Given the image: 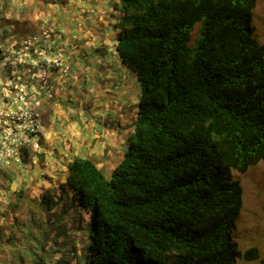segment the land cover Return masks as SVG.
<instances>
[{
	"label": "trees",
	"instance_id": "obj_1",
	"mask_svg": "<svg viewBox=\"0 0 264 264\" xmlns=\"http://www.w3.org/2000/svg\"><path fill=\"white\" fill-rule=\"evenodd\" d=\"M37 1L44 9L50 2ZM52 1L61 8L69 3ZM84 3L91 11L94 1ZM255 3L111 2L110 13L102 16L113 20L111 42L99 48L104 35L93 29L90 53L93 60L100 55L112 63H95L92 69L85 61L79 68L89 66L90 74L124 70L123 79L107 77L111 88L125 89L113 100L124 102L128 85L135 89L136 104L130 109L126 104L132 121L112 127L105 119L102 127L112 135L105 134L102 156L74 157L62 168L68 173L64 179L54 182L46 175L43 181L31 172L49 188H32L30 181L25 190L17 186L8 210L24 203L26 218L2 214L0 264H264L257 247L240 251L230 235L242 198L233 172L264 163V42L252 36ZM37 73L33 70L32 77ZM76 75L74 81L84 87L96 81ZM23 76L12 77L21 81ZM44 89L38 86L36 93L43 96ZM50 99L52 109L68 112L72 105L87 115L94 109L84 94L77 105L67 93L56 102L54 95ZM47 149L33 157L54 160ZM20 154L28 156L25 147ZM102 159L110 167H99ZM1 233L8 234L5 240Z\"/></svg>",
	"mask_w": 264,
	"mask_h": 264
},
{
	"label": "rangeland",
	"instance_id": "obj_2",
	"mask_svg": "<svg viewBox=\"0 0 264 264\" xmlns=\"http://www.w3.org/2000/svg\"><path fill=\"white\" fill-rule=\"evenodd\" d=\"M93 1L94 5L100 6L99 11L107 8L109 4L107 0ZM98 1H104V8ZM52 2L50 0V6L44 9L37 0H0V54L4 58L0 61V158H9L12 150L19 147H25L28 151L24 163L10 162L0 166V190L7 188L10 197L11 191L18 190V185L25 189L28 181L32 182V188L39 185L49 188L34 181V174L31 172L39 173L43 181L44 176L50 175L55 182L58 179L57 173L61 172V168L73 157H94L98 160L102 156L105 134L112 135L111 129L103 128L102 123L108 119V122L113 124L112 127L120 123L122 125L123 121L129 124L132 119L127 117V109L136 104V91L132 86L128 85L127 94H124L127 97L122 102L120 92L125 89L119 85L114 88L109 85L107 76L123 79L126 73L124 70L90 74L87 73L89 66L86 69L79 68L84 64L81 58L86 59L88 54L92 56L88 63L92 69L96 66L95 63H112L103 60L100 55L93 60L90 53L94 47V44L90 43L94 37L93 29L104 35L99 48H104L106 42H111L112 32L108 31L111 22L104 20L105 22L100 24L96 23L100 19L94 18V13L84 6V0H69L68 5L63 6L66 8L55 7ZM74 11L90 22L89 29H86L83 20H78L80 16L75 15ZM74 23L76 25H73ZM250 26L252 36L259 42H264V0H256ZM31 36L35 38L33 53H37L36 58H31V51L21 55L12 50L15 41L20 44ZM43 38L45 41H42ZM55 38L57 43L74 47H64L61 50L53 47L49 50ZM85 38L87 43L83 41ZM42 46L47 48L46 51L42 50ZM55 56H59V60L55 59ZM56 62L68 65L67 75L60 72ZM7 65L10 66L8 73ZM33 70L38 72L35 77H32ZM76 71L82 75L86 73L85 77L94 78L97 82L89 79L88 87H84L80 82L74 81ZM127 73L130 72L127 70ZM15 74L25 76L18 81L12 77ZM95 74L96 77H93ZM38 86L45 88L43 96L36 93ZM64 93L69 95L75 105L78 95L84 94V100L91 106L94 105L92 115H87L77 107L72 108V105H69L68 112L62 108L52 109L55 105L52 104L50 96L54 95L56 102ZM114 96L120 98L117 99L119 102L113 100ZM118 135L120 137L119 132ZM6 137L8 139H5ZM45 148L53 151L51 156L54 160L44 157V160L40 161L33 157L34 151L41 152ZM22 160L20 157V161ZM97 164L99 167H110L111 162L102 159ZM233 178L240 182L242 198L238 217L230 233L231 240L237 243L240 251L257 247L260 258H264V163L251 166L242 174L233 172ZM22 211L25 213L26 208L23 207ZM235 264H259V261L238 260Z\"/></svg>",
	"mask_w": 264,
	"mask_h": 264
},
{
	"label": "clouds",
	"instance_id": "obj_3",
	"mask_svg": "<svg viewBox=\"0 0 264 264\" xmlns=\"http://www.w3.org/2000/svg\"><path fill=\"white\" fill-rule=\"evenodd\" d=\"M107 2L109 3L108 4V6H107V8L105 7L104 8V6L106 5V4H104L103 5V3H104V1H102L101 2V6L104 8L103 10H98V8L100 7V6H97V5H94V6H92L91 7V13H94V18H97V19H100L99 21H97V23H102V22H105L104 20H107V19H103L102 18V16L103 15H105V14H107V13H110V10L112 9L111 8V2H109V0H107ZM109 22H111V24L109 25V26H112L113 25V20H108ZM109 26H108V28H109ZM33 35V34H32ZM12 36V35H11ZM42 41H45V38H43L42 39ZM22 42V41H21ZM14 43H16L18 46H19V49L18 50H14L13 49V47H12V50L15 52V53H20L21 55L22 54H26V51H31L32 49H34L33 48V46H34V44H35V38L33 37V36H31V37H28V38H26V40H24L22 43H20V44H18L17 43V41H15ZM41 43H43V42H41ZM42 45V44H41ZM60 47H59V46ZM42 47H44V46H42ZM53 47H55L56 49H62V48H64V47H68L69 49H72L73 47H74V45H70V46H67V45H64L63 43H57L56 42V38H55V40H54V42L51 44V48L49 49V50H51ZM45 48V47H44ZM47 49V48H46ZM89 55V54H88ZM87 55V56H88ZM55 59H58L59 60V56H55ZM82 60V62H87V63H89V61H87L84 57L83 58H81ZM56 64H57V66H59V68H60V72L63 74V75H67V72H68V65L67 64H65V63H63V62H61V63H57L56 62ZM54 67H55V65H54ZM54 69V68H53ZM85 75V74H84ZM33 120H34V118H33ZM32 132H34V131H31V133ZM6 135H8V134H6ZM4 138V137H3ZM5 139H8V137H6ZM20 157H21V154H20V147L19 148H17V149H13L12 150V154L10 155V157L9 158H7V159H2V158H0V166L1 165H3V164H8V163H10V162H14V163H19V164H21V163H24V159L22 160V161H20ZM74 158V157H73ZM72 158V159H73ZM72 159H70L68 162H70ZM68 162H66L65 163V165L68 163ZM62 173H63V176H62ZM58 174V180L59 179H64L66 176H67V171L66 170H62V168H61V172H59V173H57ZM53 184H55V183H53ZM51 185H49V187H50ZM7 188H5V190H0V219H2V222L0 223V225H2V224H4L5 223V221H4V218L2 217V214H4L5 215V213H4V211H12L15 215H21V217H22V219H25L26 218V212L24 213L23 211H22V205L24 204V203H18V205H16V207H15V209L13 210L12 208H13V206H12V208H11V210H8V207L12 204V203H15L16 202V199H17V196H18V194H17V192H15L16 190H13V191H11V197H10V195H8V193L10 192V191H7L6 190ZM25 190V189H24ZM14 194V195H13ZM23 195V194H22ZM23 196H26V193H24V195ZM29 196H31V197H34V195L33 194H28L26 197H29ZM20 212H22V214L20 213ZM71 224V223H70ZM70 226V225H69ZM19 232V231H18ZM20 233V232H19ZM1 234H3L2 235V237H1V239L2 240H5V238H6V236L8 235V234H4V233H1ZM21 234V233H20ZM19 234V235H20ZM4 255L3 254H1L0 255V257H3Z\"/></svg>",
	"mask_w": 264,
	"mask_h": 264
}]
</instances>
